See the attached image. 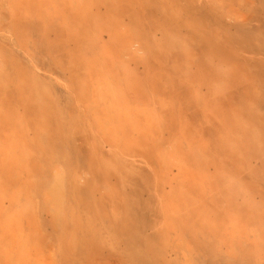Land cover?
<instances>
[{"label":"rangeland","instance_id":"rangeland-1","mask_svg":"<svg viewBox=\"0 0 264 264\" xmlns=\"http://www.w3.org/2000/svg\"><path fill=\"white\" fill-rule=\"evenodd\" d=\"M0 264H264V0H0Z\"/></svg>","mask_w":264,"mask_h":264}]
</instances>
